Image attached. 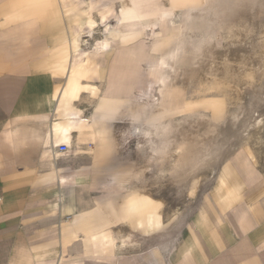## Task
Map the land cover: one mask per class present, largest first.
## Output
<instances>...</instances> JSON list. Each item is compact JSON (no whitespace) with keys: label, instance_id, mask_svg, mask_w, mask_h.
Masks as SVG:
<instances>
[{"label":"crops","instance_id":"obj_1","mask_svg":"<svg viewBox=\"0 0 264 264\" xmlns=\"http://www.w3.org/2000/svg\"><path fill=\"white\" fill-rule=\"evenodd\" d=\"M72 1L0 0V264H264V155L227 156L177 207L136 186L150 177L129 138L143 133L138 122L166 116L155 100L169 75L150 102L134 74L138 45L125 43L133 35L108 23L94 35L86 5ZM159 1L196 15L181 9L196 0ZM167 13L140 21L162 66L183 39L166 51L156 38ZM179 96L168 109L187 111ZM130 189L146 201L132 207Z\"/></svg>","mask_w":264,"mask_h":264},{"label":"rangeland","instance_id":"obj_2","mask_svg":"<svg viewBox=\"0 0 264 264\" xmlns=\"http://www.w3.org/2000/svg\"><path fill=\"white\" fill-rule=\"evenodd\" d=\"M238 1L196 0L197 3L190 7L185 4L181 7L183 11L191 9L196 13L190 15V20L184 19V16L176 14L177 12L169 15L170 10L177 9L168 8L159 0L72 1L86 5V12L83 14L87 15L88 21L85 25L94 29V35L101 36V30L107 23L122 30L123 39L127 34L129 38L130 34L133 35V40L125 43L133 44L135 48L138 45L141 63L139 70L134 53V74L140 75L143 84H146L141 91L147 88L150 102L152 95L157 92L156 85L161 74L169 75L160 89L158 102L153 96L155 102L164 107L166 116L152 122H138L143 133L138 138L130 137L129 140L133 146L139 144L141 149L146 151L147 173L150 177L131 181L138 187L146 186L151 191L163 193L175 207L186 202V197L197 188L200 189L215 172L216 164L227 156L242 157L246 150L251 155H264V1ZM244 1L247 4H244L245 6ZM99 5H104L105 11L98 9ZM121 5L125 6V11L121 10ZM167 9L166 17L163 18L162 15L163 19L154 24L157 26L156 38H164L166 51L174 46L176 40L183 38L180 47L172 55L174 59L169 60L172 66H162L159 63V51L155 53V47L152 48L153 40L145 37L147 30L140 24L141 19L157 16L159 12ZM233 13L239 16L235 17ZM198 39L204 48L202 59L193 51ZM182 58L183 62L179 63ZM196 59L204 62L205 80L202 76L192 73V70L198 69L201 72L203 63L196 64ZM176 93L180 94L179 100L190 104L187 111H179L182 109L180 102L175 104L176 107L167 108L166 99ZM199 106L206 109H200ZM233 115H240L237 127H233L229 121V117ZM193 120L197 123L191 124ZM191 125V135L196 137V144L194 147L188 144L178 145L177 135L189 129ZM151 133L155 135L157 147L149 137ZM212 146L218 148L220 153L214 158H207L211 162L207 163L208 166L190 167L191 159L188 154L192 150L207 152ZM131 154L129 156L134 157V154ZM174 162H177V165H174ZM158 176L159 179H155ZM178 179L181 183L176 186ZM132 192L136 191H127L128 194ZM131 196L135 201L134 198L146 201L145 197L136 193ZM135 206H138V200Z\"/></svg>","mask_w":264,"mask_h":264},{"label":"bare ground","instance_id":"obj_3","mask_svg":"<svg viewBox=\"0 0 264 264\" xmlns=\"http://www.w3.org/2000/svg\"><path fill=\"white\" fill-rule=\"evenodd\" d=\"M233 1V0H232ZM240 1V0H239ZM238 1V2H239ZM231 2V1H230ZM235 3V2H234ZM237 3V2H236ZM247 5L246 3H245V1H244V3H243V6H245V5ZM168 5V4H167ZM216 6V5H215ZM230 8V7H229ZM231 10V9H230ZM228 11V10H227ZM174 12H177L176 10L174 11ZM207 13V12H206ZM175 14V13H174ZM170 23H171V21H170ZM149 31V30H148ZM150 33V32H149ZM197 46V45H196ZM198 46H199V44H198ZM200 47V46H199ZM175 49V48H174ZM198 49V48H197ZM196 49V50H197ZM173 51V50H172ZM170 52V51H169ZM173 52H175V51H173ZM197 52H199V50L197 51ZM200 53L201 52H199V55H200ZM169 56V55H168ZM197 56H198V54H197ZM203 56V55H202ZM169 57H171V56H169ZM170 59V58H169ZM173 59V58H172ZM164 62H165V60H164ZM168 65V64H167ZM170 65V64H169ZM198 72V71H197ZM205 72V71H204ZM166 74V73H165ZM198 74V73H197ZM201 74V73H200ZM166 76V75H165ZM201 76V75H200ZM208 79V78H207ZM243 106V105H242ZM242 109H243V107H242ZM209 113V112H208ZM230 114V113H229ZM202 115V114H201ZM204 115V114H203ZM202 115V116H203ZM207 115V114H206ZM213 115V114H212ZM240 116V115H239ZM238 116V117H239ZM212 117V116H211ZM210 117V118H211ZM225 117V116H224ZM238 117H235L234 115L233 116H230L229 117V121H231V123H232V126L233 127H237L238 126V124H239V121H238ZM207 118H208V116H207ZM224 120V119H223ZM197 121H198V118H197ZM195 122V124L197 123L195 120H193V121H191V124H193ZM211 123V122H210ZM218 123V122H217ZM208 124V123H207ZM222 124V123H221ZM162 125V124H161ZM160 125V126H161ZM138 126V125H137ZM136 126V127H137ZM196 126H198V125H196ZM234 129V128H233ZM139 130V129H138ZM193 130V126L191 125L190 126V128L188 129H186V130H184V132L183 133H180V134H178L177 135V139H178V145H185V144H188L189 146H191V147H194V144H196V141H197V139H196V137L193 135H191V133L193 132L192 131ZM174 135H175V133H174ZM211 135V134H210ZM215 135V134H214ZM155 136V135H154ZM153 136V134L151 133L150 134V138L151 139H153V143H155V146L157 147V143L155 142L156 140V138ZM166 138V137H165ZM158 141V140H157ZM170 141V140H169ZM209 143V142H208ZM193 145V146H192ZM215 145V144H214ZM187 146V145H186ZM188 146V147H189ZM218 146V145H217ZM175 147H176V145H175ZM185 148V147H184ZM191 149V148H190ZM219 149L218 148H216V147H211L210 149H208V151L207 152H204V151H202V150H197V151H195L194 150V152H193V150L188 154V156H189V159H191V162H190V164H191V166L190 167H192V168H194V167H196V166H203V165H207V163H211L210 162V159H211V157H216L217 156V154L218 153H220L219 151H218ZM194 153V155H192ZM221 155V154H220ZM183 156L185 157L186 155H184V153H183ZM183 156H180V157H183ZM184 157H183V159H184ZM207 158H210L209 159V161L207 160ZM215 161V160H214ZM213 161V162H214ZM212 162V163H213ZM214 163H216V162H214ZM208 166V165H207ZM210 166V165H209ZM206 167V166H205ZM179 174V173H178ZM179 182H180V180L178 179V181H176V183H175V185L176 186H178V184H179ZM181 183V182H180ZM131 201H132V207H136L135 205H136V201L135 200H133V199H131Z\"/></svg>","mask_w":264,"mask_h":264},{"label":"built area","instance_id":"obj_4","mask_svg":"<svg viewBox=\"0 0 264 264\" xmlns=\"http://www.w3.org/2000/svg\"><path fill=\"white\" fill-rule=\"evenodd\" d=\"M66 149V145L65 144H61V145H58V146H55L52 151H54L55 153L59 154L61 153L62 151H64Z\"/></svg>","mask_w":264,"mask_h":264}]
</instances>
